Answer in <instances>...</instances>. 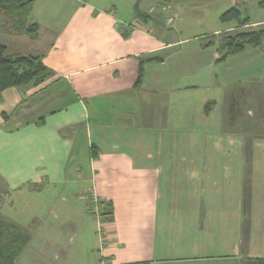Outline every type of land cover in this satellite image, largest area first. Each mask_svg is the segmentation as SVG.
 <instances>
[{
    "label": "crops",
    "instance_id": "obj_1",
    "mask_svg": "<svg viewBox=\"0 0 264 264\" xmlns=\"http://www.w3.org/2000/svg\"><path fill=\"white\" fill-rule=\"evenodd\" d=\"M157 1L33 0L36 36L0 11L6 54L49 71L0 94V227L28 238L14 264H212L200 215L229 205L242 234L226 257L264 262V45L221 59L264 20L189 34ZM219 139L241 157L220 161Z\"/></svg>",
    "mask_w": 264,
    "mask_h": 264
},
{
    "label": "rangeland",
    "instance_id": "obj_2",
    "mask_svg": "<svg viewBox=\"0 0 264 264\" xmlns=\"http://www.w3.org/2000/svg\"><path fill=\"white\" fill-rule=\"evenodd\" d=\"M119 2H128V0H117ZM157 0H143V3H147L148 6L154 4L157 7ZM177 6H182L180 12L183 13V23L182 29L189 34H204L208 29L213 30L214 28H222L223 24L220 21V16L227 11L232 6L239 3L238 0H175ZM158 2V1H157ZM239 7L242 11V18H249L251 22H256L264 20V4H261V0H247L246 2L239 3ZM205 12L206 14H200V12ZM208 11V12H207ZM202 18V19H199ZM236 24V22L231 23L230 25ZM217 26V27H216ZM264 24L255 25L250 29H259L263 28ZM220 141V139H219ZM241 145V144H240ZM224 146L227 148H224ZM230 151V152H229ZM225 152H228L225 155ZM241 151L237 149V146L233 144L230 140H222L219 142V159L220 161L227 156L225 159L240 158L239 155ZM222 163V162H221ZM239 161H236L237 165ZM228 166V165H227ZM223 170L224 167L222 166ZM224 184V183H223ZM214 209L213 212L216 213H204L202 218L204 222L202 223L204 232L201 234L203 237L200 241L205 242L207 240L217 241L220 245L207 249L206 246H202L197 253L200 254H218L224 255L225 257L219 258L212 264H234L230 261V258L226 255H230L233 250L234 243H237L242 230L238 229L237 223L235 225L230 224V205L224 209ZM211 214V215H209ZM93 217L95 216L92 213ZM96 221V220H95ZM207 222V224H206ZM251 236H255L254 243L256 244V253L259 251L264 252V231L263 230H250ZM0 237L3 240L9 238V231L7 229H0ZM238 264V263H236ZM241 264V263H240ZM244 264H246L244 262ZM256 264H264V262H259Z\"/></svg>",
    "mask_w": 264,
    "mask_h": 264
},
{
    "label": "trees",
    "instance_id": "obj_3",
    "mask_svg": "<svg viewBox=\"0 0 264 264\" xmlns=\"http://www.w3.org/2000/svg\"><path fill=\"white\" fill-rule=\"evenodd\" d=\"M33 0H0V11L11 18L17 30H27L36 36L32 29H27L25 16ZM264 4V0H261ZM222 22L237 21L238 28L249 23V18H242L239 6H233L225 11ZM264 45V28L255 30H237L227 35L222 43L221 59L245 50L248 46ZM49 76V71L42 60L36 56L8 55L6 48L0 45V94L8 87H20L27 84L38 85ZM1 229V227H0ZM24 236H11L9 242L0 237V264H14L18 254L27 242Z\"/></svg>",
    "mask_w": 264,
    "mask_h": 264
},
{
    "label": "built area",
    "instance_id": "obj_4",
    "mask_svg": "<svg viewBox=\"0 0 264 264\" xmlns=\"http://www.w3.org/2000/svg\"><path fill=\"white\" fill-rule=\"evenodd\" d=\"M92 212L93 214L95 215V218L98 220V222L100 221V211H99V200L95 197L94 198V207L92 208ZM99 237H100V243L102 246H105L106 245V241H107V234L106 232H103V230L100 228L99 232ZM101 264H108V261L107 260H102L101 261Z\"/></svg>",
    "mask_w": 264,
    "mask_h": 264
}]
</instances>
